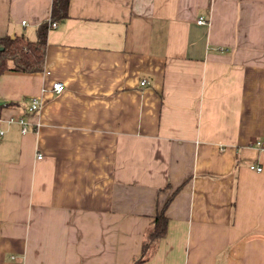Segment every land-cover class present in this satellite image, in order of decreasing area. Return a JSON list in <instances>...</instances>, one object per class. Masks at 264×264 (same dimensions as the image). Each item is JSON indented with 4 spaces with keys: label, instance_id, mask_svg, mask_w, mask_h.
<instances>
[{
    "label": "crops",
    "instance_id": "1",
    "mask_svg": "<svg viewBox=\"0 0 264 264\" xmlns=\"http://www.w3.org/2000/svg\"><path fill=\"white\" fill-rule=\"evenodd\" d=\"M45 65L0 77V264H264V0H70Z\"/></svg>",
    "mask_w": 264,
    "mask_h": 264
},
{
    "label": "trees",
    "instance_id": "2",
    "mask_svg": "<svg viewBox=\"0 0 264 264\" xmlns=\"http://www.w3.org/2000/svg\"><path fill=\"white\" fill-rule=\"evenodd\" d=\"M52 6L49 18L38 25L36 38L31 39L25 33L0 38V77L8 70L38 72L44 69L49 30L53 22H63L69 17L70 0H53ZM167 218L164 206L155 216L154 225L144 240L142 254L136 258V263L149 258L152 246L166 235Z\"/></svg>",
    "mask_w": 264,
    "mask_h": 264
},
{
    "label": "built area",
    "instance_id": "3",
    "mask_svg": "<svg viewBox=\"0 0 264 264\" xmlns=\"http://www.w3.org/2000/svg\"><path fill=\"white\" fill-rule=\"evenodd\" d=\"M198 22L200 24L201 23H205L206 19L201 17V18L198 19ZM55 25H56V22H53L52 26H55ZM145 83H147V81L143 80L142 84H145ZM53 88H54L55 91L61 92L62 90L65 89V84L63 82H55L54 85H53ZM40 107H41V102L39 101V99L36 98V97L32 98V102H31V105H30V108H29V109H31L30 111L31 112H36V111H38L40 109ZM11 120H14V119L12 118ZM19 122H21L23 124V126H24L23 131H27L28 130V128H27L28 124L26 123V121L23 118H19ZM2 134H4V130L0 128V135H2ZM260 146L264 147V141H262L260 143ZM250 167L252 169H256L258 171H261L263 169V167L259 166L258 164H251Z\"/></svg>",
    "mask_w": 264,
    "mask_h": 264
},
{
    "label": "water",
    "instance_id": "4",
    "mask_svg": "<svg viewBox=\"0 0 264 264\" xmlns=\"http://www.w3.org/2000/svg\"><path fill=\"white\" fill-rule=\"evenodd\" d=\"M13 36H14V34H13ZM0 104H3V102H2V101H0Z\"/></svg>",
    "mask_w": 264,
    "mask_h": 264
}]
</instances>
